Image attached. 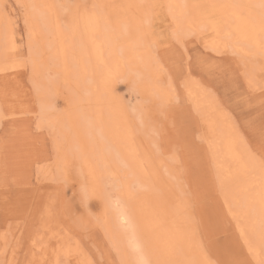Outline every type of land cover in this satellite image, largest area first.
<instances>
[{"label": "bare ground", "instance_id": "obj_1", "mask_svg": "<svg viewBox=\"0 0 264 264\" xmlns=\"http://www.w3.org/2000/svg\"><path fill=\"white\" fill-rule=\"evenodd\" d=\"M15 1L26 9L23 23L29 58L10 67L17 64L28 71L27 79L38 108V124L50 130L53 167L64 174L66 182L62 181L70 192L68 215L80 226H87L85 217L91 216L94 225L109 240L120 264H154L150 254L164 255L167 249L145 248L129 205L136 190L144 188L156 197L152 202L164 211L167 218L164 221H174L180 227L184 221L192 224L195 217L185 181L180 179L177 154L163 157L158 151V120L164 106L173 99V90L162 65L147 50L142 56L143 47L136 41H140L137 30L143 32L136 21L141 18L139 24L142 23L143 13L131 5L141 1L119 0L120 5L126 4L124 8L112 7L108 0H94L97 3L91 2L90 6L86 0H74L70 8L56 0ZM2 3L0 0V42H4L5 50L0 43V55L5 58L2 53L15 43L4 26ZM164 3L166 15L174 24V39L180 46L184 45L182 40L193 37L209 51L233 55L242 66L247 83L254 89L264 87V0H165ZM149 13L145 17L149 18ZM124 34H129L126 39ZM131 41L134 43L129 44ZM117 80L136 95L134 104L119 97ZM182 86L206 129L201 137L212 159L224 212L253 262L264 264L262 160L239 132L229 122L226 124L221 109L218 112L216 102L196 80L188 79ZM52 95L67 104L62 117L54 113ZM75 178L81 191L78 201L84 207L80 212H75L73 205L79 195L75 196ZM171 211L180 213L179 218L173 217ZM160 223L165 224L162 220ZM167 225L168 231L171 230ZM43 228L47 237H51L48 239H54L57 245L54 264L59 263V254L68 259L73 256L75 264H84L78 256L83 259L87 256L77 240L48 223Z\"/></svg>", "mask_w": 264, "mask_h": 264}, {"label": "rangeland", "instance_id": "obj_2", "mask_svg": "<svg viewBox=\"0 0 264 264\" xmlns=\"http://www.w3.org/2000/svg\"><path fill=\"white\" fill-rule=\"evenodd\" d=\"M56 1L58 4L65 2L64 6L69 8L74 3V0ZM111 1L108 0L112 7L126 6V4L120 5L119 0ZM139 1L141 2L137 5H131L136 10L140 8L139 10L143 13L142 23L139 24L141 18L136 21V25H140L138 28L143 30L142 33L137 30L140 41H136L143 47L142 56L147 50L148 55L162 65L173 90V99L164 106L161 118L158 120V151L163 157L177 154L180 179L185 181L184 184L192 199L193 215L197 221L190 223L191 227L185 221L180 227L174 221H164L167 219L163 214L164 211L154 201L152 202L156 197H152L150 191L140 188L136 190L137 194H134L129 204L138 234L145 243L144 246L147 245L145 248L148 247L150 250L155 247L156 251L158 249L160 251V248L167 249L164 255L155 252L150 254L154 264H182L183 261L185 264H255L239 240L232 221L224 212L217 192L212 159L201 137L206 129L199 115L193 107L191 108L192 104L188 101L182 84L189 79L196 80L203 87L205 93L211 96V100L216 102L218 112L221 109L220 113H223L226 124L229 122L239 132L242 139L257 156L259 155L263 166L264 87L254 89L247 83L242 66L233 55L209 51L193 37L182 40L184 45L180 46L174 39V24L166 15L165 0ZM85 2L89 6L97 3L94 0ZM25 10L21 3L15 0H3L4 26L12 33L15 45L10 47L12 52L10 49L4 51V42H0L2 46L0 47L4 49V53L3 51L1 53L5 55V58L0 55V70L5 69L4 73L3 70L0 71L2 111L0 113V121L2 120L0 124V264H54L53 260L57 258L55 252L57 245L54 239H48L51 237L46 235L47 231L43 226L47 223L54 226L55 230L59 227L77 240L81 250L87 256V259L78 256L84 264H120L109 240L99 226L94 225L91 216L85 217L88 221L87 226L83 225V227L75 223L68 215L66 204L70 199V192L64 183L66 182L63 180L64 174L53 167L55 155L50 130L38 124V108L27 79L28 71L17 64L10 67L15 63L23 64L29 58L25 46L26 35L23 23ZM148 13L149 18L145 17ZM128 35L124 34V39ZM132 43L134 42H129V44ZM116 87L119 97L124 98L123 101L129 104L135 103L136 95L127 89L124 83L117 80ZM59 98L52 95L54 113L62 117L67 104L65 105ZM54 170L57 171V175ZM74 181V185L77 184L76 178ZM75 189V196L79 195L75 198L77 201L74 200L76 202H73V205L75 212H80L84 207L82 202H79L81 191L78 184ZM83 213L85 214L84 211ZM171 213L173 217H178L180 214L174 211ZM160 219L165 224H169L171 230L168 231V225L160 223ZM52 231H48V234L53 233ZM160 234L164 236L161 235V237ZM157 240L161 241V244ZM149 242L152 244L150 245ZM69 244L73 245L71 241ZM58 257V264H75L76 262L73 256L68 259L59 254Z\"/></svg>", "mask_w": 264, "mask_h": 264}]
</instances>
